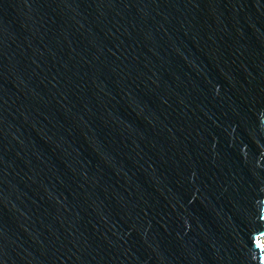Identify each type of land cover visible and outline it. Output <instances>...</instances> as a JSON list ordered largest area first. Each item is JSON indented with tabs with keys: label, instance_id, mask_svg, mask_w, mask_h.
Segmentation results:
<instances>
[{
	"label": "water",
	"instance_id": "95a60500",
	"mask_svg": "<svg viewBox=\"0 0 264 264\" xmlns=\"http://www.w3.org/2000/svg\"><path fill=\"white\" fill-rule=\"evenodd\" d=\"M0 264H264V0H0Z\"/></svg>",
	"mask_w": 264,
	"mask_h": 264
}]
</instances>
